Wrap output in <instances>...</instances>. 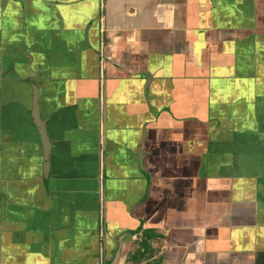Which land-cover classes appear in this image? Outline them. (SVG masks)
I'll use <instances>...</instances> for the list:
<instances>
[{"label":"crops","instance_id":"0c3cea01","mask_svg":"<svg viewBox=\"0 0 264 264\" xmlns=\"http://www.w3.org/2000/svg\"><path fill=\"white\" fill-rule=\"evenodd\" d=\"M0 264H264V0H0Z\"/></svg>","mask_w":264,"mask_h":264},{"label":"water","instance_id":"95a60500","mask_svg":"<svg viewBox=\"0 0 264 264\" xmlns=\"http://www.w3.org/2000/svg\"><path fill=\"white\" fill-rule=\"evenodd\" d=\"M30 115L32 118L33 123H35V125L37 126V129L39 130L40 133V139H41V145H42V156H43V174L46 173L47 174V170L49 168V158H50V153L51 150L50 146H51V142L50 140L47 138L46 132H45V125H44V121L43 120H39V107H38V98L37 95L34 93L33 95V106H32V110L30 111Z\"/></svg>","mask_w":264,"mask_h":264},{"label":"flooded vegetation","instance_id":"af4514ba","mask_svg":"<svg viewBox=\"0 0 264 264\" xmlns=\"http://www.w3.org/2000/svg\"><path fill=\"white\" fill-rule=\"evenodd\" d=\"M101 235H102V233H101ZM100 235V237L102 238V236Z\"/></svg>","mask_w":264,"mask_h":264}]
</instances>
